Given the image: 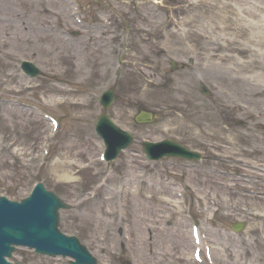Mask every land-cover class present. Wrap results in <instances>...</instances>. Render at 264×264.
Returning <instances> with one entry per match:
<instances>
[{"label": "rangeland", "instance_id": "obj_1", "mask_svg": "<svg viewBox=\"0 0 264 264\" xmlns=\"http://www.w3.org/2000/svg\"><path fill=\"white\" fill-rule=\"evenodd\" d=\"M99 2L0 0V194L19 199L43 181L70 203L60 226L80 236L97 264H122L121 249L129 264H197L191 216L204 227L212 264H264V0ZM77 3L81 23L71 14ZM113 10L130 31L110 114L135 139L171 137L201 150L202 161L149 162L136 141L110 164L98 159L96 97L111 84L124 44L125 24ZM187 58L193 64L184 67ZM21 59L42 74H22ZM216 104L246 126L222 127ZM138 106L157 112L158 122L134 125ZM43 113L59 119L57 130ZM235 220L246 221L242 233L229 228ZM12 259L68 264L22 247Z\"/></svg>", "mask_w": 264, "mask_h": 264}, {"label": "water", "instance_id": "obj_2", "mask_svg": "<svg viewBox=\"0 0 264 264\" xmlns=\"http://www.w3.org/2000/svg\"><path fill=\"white\" fill-rule=\"evenodd\" d=\"M21 217H22V220L27 224V218H26V215H25L24 212H23V215ZM8 218H10V221L11 222H15V221H17L19 219L18 215L12 214V213L10 214V216ZM4 229L6 231V228L5 227H4Z\"/></svg>", "mask_w": 264, "mask_h": 264}, {"label": "bare ground", "instance_id": "obj_3", "mask_svg": "<svg viewBox=\"0 0 264 264\" xmlns=\"http://www.w3.org/2000/svg\"><path fill=\"white\" fill-rule=\"evenodd\" d=\"M62 177L65 179V181L69 180V178H68L69 176L67 174H62ZM199 237H200V232H199Z\"/></svg>", "mask_w": 264, "mask_h": 264}]
</instances>
